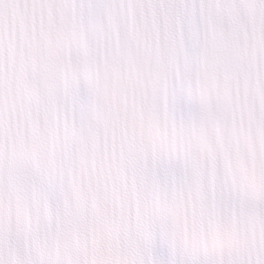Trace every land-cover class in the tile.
Masks as SVG:
<instances>
[{"label":"snow or ice","instance_id":"obj_1","mask_svg":"<svg viewBox=\"0 0 264 264\" xmlns=\"http://www.w3.org/2000/svg\"><path fill=\"white\" fill-rule=\"evenodd\" d=\"M0 264H264V0H0Z\"/></svg>","mask_w":264,"mask_h":264}]
</instances>
